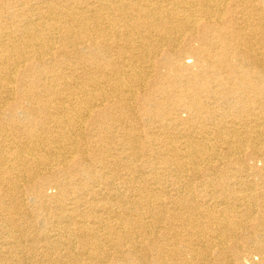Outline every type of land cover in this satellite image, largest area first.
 <instances>
[{"label":"bare ground","instance_id":"obj_1","mask_svg":"<svg viewBox=\"0 0 264 264\" xmlns=\"http://www.w3.org/2000/svg\"><path fill=\"white\" fill-rule=\"evenodd\" d=\"M253 253L264 0H0V264Z\"/></svg>","mask_w":264,"mask_h":264},{"label":"rangeland","instance_id":"obj_2","mask_svg":"<svg viewBox=\"0 0 264 264\" xmlns=\"http://www.w3.org/2000/svg\"><path fill=\"white\" fill-rule=\"evenodd\" d=\"M263 51V50H262ZM189 61L191 62V59H189ZM163 71V70H162ZM247 161H248V163L250 162V163H253V164H255V165H257V166H260L261 164H262V162H261V160H259V159H256V158H247ZM250 179H251V177H250ZM262 202V201H261ZM30 212V211H29ZM40 214H42L41 212H39ZM42 215H48V212L47 211H45V212H43V214ZM246 235L247 234H242V235H240V238H238L240 241H243L244 240V237H246ZM245 245V244H244ZM249 250V248L248 247H245L244 248V251H242L243 253L245 252H247ZM244 253V254H245ZM260 260V255L259 254H257V253H253V255L251 256V258H250V260L248 261V260H246L245 262H244V264H252L253 262H256V261H259ZM216 263V262H215Z\"/></svg>","mask_w":264,"mask_h":264}]
</instances>
